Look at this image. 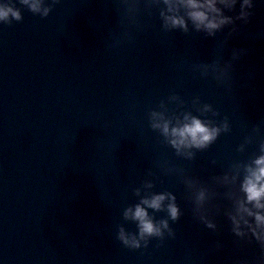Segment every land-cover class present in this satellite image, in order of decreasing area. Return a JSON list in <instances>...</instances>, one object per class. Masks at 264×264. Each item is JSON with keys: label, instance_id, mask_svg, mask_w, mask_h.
<instances>
[{"label": "water", "instance_id": "95a60500", "mask_svg": "<svg viewBox=\"0 0 264 264\" xmlns=\"http://www.w3.org/2000/svg\"><path fill=\"white\" fill-rule=\"evenodd\" d=\"M11 2L22 20L0 23V264H254L258 247L232 236L227 189L212 178L264 139V0H253L247 24L213 38L164 32L155 10L141 5L133 17L125 0H58L44 18ZM238 12L239 2L225 15ZM234 49L244 54L223 82L201 75L199 65L223 68ZM197 97L230 131L187 161L150 129L148 113L161 101L191 110ZM254 126V143L238 153ZM168 169L218 193L207 205L217 233L193 220L183 177ZM145 179L172 192L183 215L170 222L175 239L131 251L115 236L118 225L136 231L122 211Z\"/></svg>", "mask_w": 264, "mask_h": 264}, {"label": "clouds", "instance_id": "9594fccd", "mask_svg": "<svg viewBox=\"0 0 264 264\" xmlns=\"http://www.w3.org/2000/svg\"><path fill=\"white\" fill-rule=\"evenodd\" d=\"M33 15L41 18L47 17L51 11V5L58 0H51L50 5H45V0H16ZM239 2V12L233 16L225 15V12H233ZM127 13L135 17L143 11L151 14L155 10L160 20V28L164 32L180 31L188 35L191 27L193 33H203L208 38H213L225 27L232 26L231 35L236 32L235 22L241 21L247 24L250 11L253 8V0H125ZM22 16L20 10L8 0L0 4V23L10 25L11 22H20ZM135 22V21H133ZM227 40L225 41V43ZM244 54V50L234 49L231 59L225 62V67H220L218 60L199 65L201 75H212L218 82H223L227 77L228 69L234 61ZM168 103H176L178 109L184 107L183 102L176 95L168 97ZM158 110L148 113V123L152 131L158 133L163 144L171 148L178 158L192 161L195 153L204 151L212 145L222 133H228L230 127L227 118L217 123L219 113L213 110L209 104H200L199 98L192 101L191 110H170L164 101L157 106ZM193 112L196 114L194 115ZM211 117V118H209ZM252 136L245 138L236 151L243 153L245 148L254 143L255 136L259 134V127H253ZM215 164L213 160L211 162ZM176 171L183 177V184L190 193L192 202V218L212 233H217L218 226L209 218L207 205L215 199L218 193L205 187L199 181L183 176L182 169H168ZM149 176L152 173H148ZM212 183L227 189L224 198L228 206L223 215L230 226V233L237 242L255 243L259 250V256L254 264H264V139H260L257 152L247 160L234 161L228 171L223 175L212 178ZM155 187L150 179H145L141 186L134 188L132 195L137 202L125 207L122 211V220L135 225L136 231H126L122 225L117 226L115 239L119 244L131 251L147 248L153 239L163 242L165 236L175 239L176 233L170 227V222L175 224L183 215L177 205L176 196L169 191L154 192ZM219 213V207L216 208ZM163 213L164 218L157 219L156 214ZM160 245L158 244L157 247ZM223 246L219 243L216 249ZM238 264H245L241 261Z\"/></svg>", "mask_w": 264, "mask_h": 264}]
</instances>
